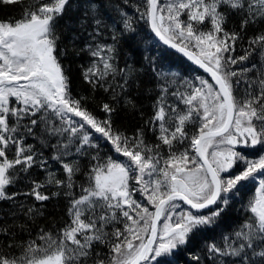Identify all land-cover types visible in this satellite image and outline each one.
Segmentation results:
<instances>
[{
    "label": "snow or ice",
    "instance_id": "obj_1",
    "mask_svg": "<svg viewBox=\"0 0 264 264\" xmlns=\"http://www.w3.org/2000/svg\"><path fill=\"white\" fill-rule=\"evenodd\" d=\"M10 6L21 15L0 19V264H176L248 184L246 219L189 264H264V0H0ZM73 9L67 42L87 34L81 77L108 93L103 119L73 95L60 59L58 25ZM136 17L210 80H181L145 55L163 83L127 135L113 115L121 101L136 109V68L117 61L138 36ZM61 197L62 223L40 226Z\"/></svg>",
    "mask_w": 264,
    "mask_h": 264
},
{
    "label": "trees",
    "instance_id": "obj_2",
    "mask_svg": "<svg viewBox=\"0 0 264 264\" xmlns=\"http://www.w3.org/2000/svg\"><path fill=\"white\" fill-rule=\"evenodd\" d=\"M140 2L141 0H134V3L136 4H139ZM129 14H134V10L129 9ZM20 15L21 11L19 6H10L0 9V19L19 18ZM77 15L78 13L75 9L70 10L65 15L64 19L59 22L58 28L63 33V42L60 46L62 49L65 47L68 49V54L62 55L60 59L66 72L71 78L73 95L76 98L87 97L86 106L88 109L97 117L103 119L105 118V114L100 111L99 106L105 101L111 102L108 93L103 92V90L93 92L91 86L86 84L81 77L82 70L87 68L92 62V57H90L87 52L79 51L87 41V34L76 38L74 48L67 42L68 35L70 34L67 28L72 27ZM135 27L138 36L135 40H125V42L120 45L119 59L117 61L118 66L121 68L125 67L126 62L132 64L133 67L136 68V83L130 87L128 94L129 98L135 102L136 109L132 110L131 108H126L123 101H121L119 105H116L117 112L113 115L114 127L125 132L127 135H132L137 128L143 126L144 120L151 115L152 107L159 91L157 85L158 83H163V81L157 80L156 74L145 62V55L155 57L158 70L177 73L181 80H192L197 75L209 79L195 65L158 43L145 21L136 17ZM73 30L75 31V29ZM108 43H111V41L108 40ZM236 54H242L240 49L237 50ZM117 79H119V77H117ZM170 87L172 90H175L180 87V84L177 82L175 85H170ZM169 100L176 103L172 97H169ZM179 107L183 108V105H179ZM145 138L149 143L155 142L154 134L151 131H146ZM245 151L252 154L251 150ZM103 154L113 155L114 158L120 160L124 159L123 157H118L115 153L110 152L109 147L102 148V155ZM83 163H87V160L83 159ZM53 170H55V166ZM255 187V184L246 185L241 190L239 196L235 198L232 205L227 209L217 226H214L212 229L203 230L192 238V241L187 246L191 249V252L182 250L176 254V264H189L191 254L202 255L201 250L207 243L213 241L222 243V236L228 235L233 229L238 228V226L246 219L247 213L245 212L244 206L255 194ZM13 190L15 189H9V191ZM77 194H79L78 189ZM137 199L142 200V197L137 195ZM142 202L146 203V201ZM66 207V200L63 197L48 202L47 208L45 209V217L39 218L40 226L52 227L53 224L59 226L65 218ZM4 210H8L7 205H4Z\"/></svg>",
    "mask_w": 264,
    "mask_h": 264
},
{
    "label": "water",
    "instance_id": "obj_3",
    "mask_svg": "<svg viewBox=\"0 0 264 264\" xmlns=\"http://www.w3.org/2000/svg\"><path fill=\"white\" fill-rule=\"evenodd\" d=\"M151 31V30H150ZM152 33V32H151ZM152 35H153V37L162 45V46H164L165 48H167V49H169L170 51H172V52H174V53H176V54H178V55H180V56H182L183 58H185L187 61H189L188 59H187V57H185L182 53H180V52H177L175 49H172V48H170V47H168L167 45H165V44H163V42L162 41H160L159 40V38H157L156 36H155V34L154 33H152ZM190 63H192L191 61H189ZM193 64V63H192ZM196 66V65H195ZM202 72H203V70L202 69H200ZM204 73V72H203ZM208 78H210L206 73H204Z\"/></svg>",
    "mask_w": 264,
    "mask_h": 264
}]
</instances>
